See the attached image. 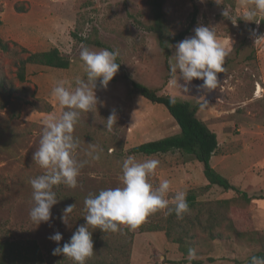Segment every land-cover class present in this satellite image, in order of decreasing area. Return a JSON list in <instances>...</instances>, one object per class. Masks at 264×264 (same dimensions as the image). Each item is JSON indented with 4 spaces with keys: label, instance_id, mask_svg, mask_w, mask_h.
Returning <instances> with one entry per match:
<instances>
[{
    "label": "rangeland",
    "instance_id": "obj_1",
    "mask_svg": "<svg viewBox=\"0 0 264 264\" xmlns=\"http://www.w3.org/2000/svg\"><path fill=\"white\" fill-rule=\"evenodd\" d=\"M214 1L213 6H208L206 0H166L164 4L168 33L173 35L184 29L196 9L195 22L184 39L193 36L194 29L200 25L215 27L219 41L228 51L225 72L217 74L218 86L208 90L197 87L202 80L194 78L188 83L179 73L178 84L170 83L169 62L175 61L177 43L167 54L159 46L157 35L140 26L139 22L149 19L146 0H0V37L17 50L0 51V72L7 87L18 89L12 96L14 103L0 108V230L3 235L36 240L45 264H75L63 254L53 255L52 250L67 242L77 227L85 223L84 200L89 193L123 187L122 162L128 156L140 162L152 158L160 161L149 182L155 188L164 179L170 181L166 195L169 205L175 192H188L207 184L202 164L190 154L178 150L152 155L128 151L140 143L179 131L164 105L145 99L133 89L131 81L134 80L180 100L200 105L206 100L198 117L217 134L218 147L211 164L233 185L252 196L250 201H245L237 198L233 190L212 185L198 196L203 207L202 225L194 219L196 210H192L191 221L178 218L176 229L170 231L171 237L181 227L182 231L188 230L191 238L186 242L192 244L195 260H201L202 264H250L249 258L262 250L261 243L252 237L264 235V199L258 197L264 195V23L261 22L264 14L258 12L255 20L248 21L244 13L254 7L251 0ZM223 12L228 15L224 16ZM93 28L105 44L118 51L120 67L106 88L97 80L96 108L81 111L74 127L72 134L79 141L74 158L84 161L76 187L53 186L58 202L51 208L52 217L36 225L29 216L34 204L29 181L42 175L45 169L32 160V155L39 147L43 120L67 110L59 105L52 89L61 80L71 83L70 90L76 87L77 77L86 81L80 52L84 47L93 51L102 49L85 45L78 39L90 35ZM20 47L28 52L57 47L70 58V66L60 69L27 64L25 81L20 82L16 76L18 61L28 54L19 51ZM113 113L116 120L108 130L106 120ZM93 145L99 152L98 160L86 155ZM222 199L231 201L219 208L214 203ZM68 205L74 207L64 223L61 217ZM208 206H213L217 214L220 211L218 217L223 213L250 231L239 234L228 227L230 222L218 219L212 228L216 235L210 237L204 227ZM166 213L167 209L150 214L141 224L161 225ZM88 228L92 236L98 235L100 239L85 264L111 260L114 249L131 240V264H193L187 261L188 254L184 260L179 245L167 238L163 230L140 231L139 226L130 229L126 225H120L117 232L94 229L91 225ZM57 231L62 234L60 242L49 239ZM252 231L259 234L252 236ZM210 257L214 261H208Z\"/></svg>",
    "mask_w": 264,
    "mask_h": 264
},
{
    "label": "clouds",
    "instance_id": "obj_2",
    "mask_svg": "<svg viewBox=\"0 0 264 264\" xmlns=\"http://www.w3.org/2000/svg\"><path fill=\"white\" fill-rule=\"evenodd\" d=\"M254 5L244 13V19L255 20L257 13L264 14V0H251ZM227 16V12H223ZM234 22L233 24H235ZM194 35L181 40L175 45V61L169 62L170 83L178 84V75L186 82L199 79L203 83L198 88L212 90L218 86V73L225 72V58L228 56L223 43L217 37L215 27L200 25L194 29ZM119 53L116 50L101 49L99 51L82 48L80 59L83 62L86 81L77 77L76 87L70 90L72 85L69 81H58L52 89V95L64 110L59 116L49 115L43 120V130L38 149L33 153L34 160L41 168L45 169L42 175L31 178L29 183L33 189V207L29 216L32 222L39 225L48 222L51 217V208L58 202L53 186L64 184L75 188L80 168L84 161L74 158L79 141L73 136L74 127L78 122L81 111L89 112L97 105V96L94 89L97 80L102 88L118 72L120 67L117 63ZM184 90L188 91L187 88ZM175 103V97L171 98ZM207 104L204 100L200 107ZM116 116L111 114L107 118L106 127L112 129ZM91 159L98 160L99 152L96 146L86 152ZM160 161L158 159H146L142 162L135 157L128 156L122 162L123 187L107 188L98 194L89 193L84 200L87 214L84 216L85 223L77 227L71 237L62 246L57 245L52 250L53 255L63 254L73 260L75 264H85L87 258L93 254L92 231L117 232L120 225H126L130 229L137 228L146 217L160 210L167 209L166 214L173 211L179 217L189 210L187 192L177 191L174 194V208L169 207L166 195L169 193L170 181L164 179L158 187H153L149 177L154 175ZM74 205H68L63 210L61 220L67 223V214L73 211ZM49 239L60 242L62 234L57 231ZM195 249H189L188 260L196 259ZM250 264H264V257L253 255Z\"/></svg>",
    "mask_w": 264,
    "mask_h": 264
},
{
    "label": "trees",
    "instance_id": "obj_3",
    "mask_svg": "<svg viewBox=\"0 0 264 264\" xmlns=\"http://www.w3.org/2000/svg\"><path fill=\"white\" fill-rule=\"evenodd\" d=\"M146 2L149 7V19L147 22H139L140 26L148 32L155 33L157 35L159 46L161 49L166 51L167 54H169L173 44L180 42L190 34L191 27L196 19L197 10L195 9L194 12H192L191 22L184 29L171 35L168 33L165 26L166 13L164 10V4L166 0H146ZM214 3V0H206V4L208 6H213ZM261 22L264 23V21ZM1 24L2 20L0 19V25ZM78 39L85 45L108 49L110 51L113 50L99 38L96 28H93L90 35L86 37H79ZM13 46H17V43H14ZM0 51L16 52L17 50L10 46L8 41L3 40L0 37ZM19 51L28 53L25 57H21L18 61L16 76L20 82L25 81L27 64H38L60 69H66L70 66V58L61 54L57 47L35 52H28L26 48L20 47ZM131 85L140 96L153 103L164 105L170 116L177 123L179 131L169 136L140 143L131 147L128 151L132 154L152 155L178 150L182 153L190 154L202 164L203 173L207 180V184L204 186L188 190L186 199L189 205V210L181 216L178 217L173 211L171 214L165 215V219L161 225H139L140 231L163 230L167 238L179 245V248L184 254L185 260V256L188 254V251L192 246L190 242H186L187 239L191 238L189 237V231L186 229L182 231L183 227H181L173 238L171 237L170 231L176 229L175 225H178V218L181 220L185 219L187 221H191L189 213L192 210H196L194 219L202 225L200 214L203 213V207L202 202L198 200L200 192L207 191L212 185H217L223 190L235 191L238 195L237 198L241 197V199H244L245 201H250L252 196H248L247 192L240 190L238 187L233 185L227 177L223 176L212 166L211 158L218 147V138L217 134L210 130L204 121L198 117V111L200 109L199 102L180 100L175 97L176 102L172 103V96L170 94L159 93L157 89L151 88L134 80L131 81ZM15 92L17 93L18 89L13 86L7 87L5 78L3 77L2 72H0V108H5L7 105L14 103L15 100L12 99V96ZM18 97L21 98L20 94H18ZM258 197L264 199V195H260ZM230 201V199H222L215 201L214 204L219 208H224L225 205L230 203ZM169 207L174 208V204H170ZM218 214L215 213L213 206L207 207V219H205V222H207L204 224V227L207 228L210 237L214 238L216 235L212 228L214 220L218 221V219H222L221 221H226L227 223L230 222V224H227L228 227L239 234L248 233L250 231L248 229H242L240 225H237L239 224L237 221L232 219L230 220V218L225 216L223 213H221L219 217ZM250 233L252 236L253 234H259L256 231L255 233L253 231ZM99 239L100 236L98 235L92 236L93 248ZM252 239L259 241L262 246V250L254 253L253 255L264 257V235H259L258 237L254 236ZM131 245L132 240L127 244L118 246L114 249V255L111 260L103 262L100 261L99 264H131L129 262ZM207 260L212 262L214 261V258L210 257L207 258ZM190 262L193 264H202L201 260L194 259ZM0 264H45V261L36 240H18L10 238L3 235L0 230Z\"/></svg>",
    "mask_w": 264,
    "mask_h": 264
},
{
    "label": "bare ground",
    "instance_id": "obj_4",
    "mask_svg": "<svg viewBox=\"0 0 264 264\" xmlns=\"http://www.w3.org/2000/svg\"><path fill=\"white\" fill-rule=\"evenodd\" d=\"M261 92V87L258 85V93Z\"/></svg>",
    "mask_w": 264,
    "mask_h": 264
},
{
    "label": "crops",
    "instance_id": "obj_5",
    "mask_svg": "<svg viewBox=\"0 0 264 264\" xmlns=\"http://www.w3.org/2000/svg\"><path fill=\"white\" fill-rule=\"evenodd\" d=\"M207 183V182H206ZM205 184V183H204Z\"/></svg>",
    "mask_w": 264,
    "mask_h": 264
}]
</instances>
